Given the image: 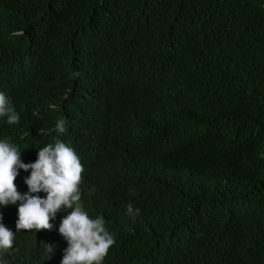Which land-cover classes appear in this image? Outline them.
<instances>
[{
    "label": "trees",
    "instance_id": "obj_1",
    "mask_svg": "<svg viewBox=\"0 0 264 264\" xmlns=\"http://www.w3.org/2000/svg\"><path fill=\"white\" fill-rule=\"evenodd\" d=\"M0 92L24 163L76 151L104 264H264V0H0ZM19 203L5 264H61L67 213L17 231Z\"/></svg>",
    "mask_w": 264,
    "mask_h": 264
},
{
    "label": "clouds",
    "instance_id": "obj_2",
    "mask_svg": "<svg viewBox=\"0 0 264 264\" xmlns=\"http://www.w3.org/2000/svg\"><path fill=\"white\" fill-rule=\"evenodd\" d=\"M0 117H6L8 125L20 122V115L3 92H0ZM54 130L58 134L65 133L66 120L58 119ZM21 169L30 170V176L24 181L29 191L24 194L18 191L16 184ZM84 171L76 151L60 139L40 148L34 163H24L17 145L0 140V205L6 207L20 202L17 231L51 230V221L65 211L59 234L68 246L61 264H104L110 248L116 243L105 226L104 217L92 218L84 210L81 203ZM40 192L46 193V197L38 195ZM139 212L128 204V215H139ZM2 221L0 214V264H5L2 257L13 249L15 233Z\"/></svg>",
    "mask_w": 264,
    "mask_h": 264
}]
</instances>
